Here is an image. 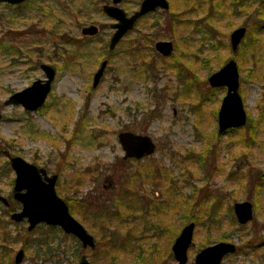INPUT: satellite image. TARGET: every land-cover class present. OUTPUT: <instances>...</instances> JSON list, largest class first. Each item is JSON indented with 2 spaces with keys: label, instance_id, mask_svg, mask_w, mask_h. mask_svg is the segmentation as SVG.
Here are the masks:
<instances>
[{
  "label": "rangeland",
  "instance_id": "rangeland-1",
  "mask_svg": "<svg viewBox=\"0 0 264 264\" xmlns=\"http://www.w3.org/2000/svg\"><path fill=\"white\" fill-rule=\"evenodd\" d=\"M97 1L100 6L110 2L62 0L63 12L52 0H26L13 12L0 1V193L9 207L20 209L12 199L15 174L4 154L8 150L45 168L49 175L56 174V193L69 200L74 217L104 243L105 251L114 246L120 252L111 248L112 253H120L127 262L142 248L151 249L159 264H176L171 245L191 222L187 211L196 214L200 209L203 214L205 207L204 214L214 209L213 233L206 231L209 222L195 224L186 264H194L201 248L218 241L246 245V254L235 251L221 264H264V246L247 248L258 243V236L264 238V185L256 189L259 192L253 189L264 172V131L249 149L237 131L218 134L217 111L225 87L211 88L208 83L209 75L230 58L239 60V92L246 114L261 117L264 0H242L240 7L232 0H212L210 13L201 0H168L167 10L141 17L113 50L108 49L113 19L96 9ZM140 2L122 0L120 7L130 15ZM82 8L85 11L77 12V21L76 11ZM81 14L88 15L87 21ZM208 21L210 32L203 25ZM90 23L99 26L96 39L80 32ZM239 26L246 28L242 39L246 45L238 47L236 60L229 35ZM158 40L173 42L170 56L162 58L156 52ZM11 43L17 52L3 48ZM217 54H223L219 64ZM104 59V74L92 87ZM42 63L56 71L44 104L33 112L6 105L10 94L44 78ZM122 131L149 135L155 152L124 160L117 140ZM216 199L218 208L212 204ZM253 199L259 214L240 230L231 218L235 219L231 206L244 200L253 204ZM201 200L202 209L197 206ZM104 208L110 213L107 220L97 217ZM7 210L0 204V244L4 241L11 248H0V260L12 262L22 240L29 238L21 264H73L82 253L91 263L106 262L99 251L82 249L77 239L56 226L42 223L28 232L27 223L11 221ZM217 230L226 233L224 239L213 235ZM128 231L131 238L117 247ZM102 232L111 235L109 242Z\"/></svg>",
  "mask_w": 264,
  "mask_h": 264
},
{
  "label": "water",
  "instance_id": "water-1",
  "mask_svg": "<svg viewBox=\"0 0 264 264\" xmlns=\"http://www.w3.org/2000/svg\"><path fill=\"white\" fill-rule=\"evenodd\" d=\"M9 4H18L24 0H1ZM121 0H111L110 4L102 6L103 12L111 19L113 30L108 49L113 50L120 40L131 31L137 20L157 9L167 10L168 0H141L138 8L128 15L119 6ZM82 35L94 36L98 33L95 25L83 26ZM246 28L239 26L232 30L229 42L232 52H236L244 38ZM154 49L163 57L172 54L174 46L171 40H158ZM107 60L104 59L93 75L92 87H97L105 68ZM44 73V78L34 80L29 86L9 95L4 101L6 105L21 106L28 112L40 108L51 90V84L55 77V69L49 64L39 65ZM211 88L225 87L219 108L217 111V132L224 134L232 128H239L246 124L247 114L243 99L239 92V70L236 61L230 58L218 70L208 77ZM2 113L0 112V120ZM117 140L123 150L122 158L142 159L155 152L156 144L149 135L122 131L117 135ZM9 165L15 177L12 186V198L20 204V209L10 214V219L16 223L26 221L27 230L31 231L38 224L56 226L63 233L75 237L82 249L93 250L96 246L94 236L80 223L69 211L66 202L57 195L55 183L56 174H48L46 169L27 162L20 156L12 155L8 150L4 151ZM0 203L8 206V200L0 193ZM235 219L238 224L245 225L253 218V204L250 201H238L232 206ZM194 222H189L182 227L180 233L171 245L172 257L176 264H186L188 249L194 245ZM236 251V244L230 241H218L201 248L194 256V264H221L224 258ZM24 251L20 248L15 256L14 263L19 264L23 260ZM73 264H91L87 255L82 253Z\"/></svg>",
  "mask_w": 264,
  "mask_h": 264
},
{
  "label": "trees",
  "instance_id": "trees-1",
  "mask_svg": "<svg viewBox=\"0 0 264 264\" xmlns=\"http://www.w3.org/2000/svg\"><path fill=\"white\" fill-rule=\"evenodd\" d=\"M236 2L237 3V5H238V7H240L241 6V3H242V0H232V2ZM251 1V0H250ZM98 3H99V1H97ZM201 3H203V4H205V5H207V10L209 11V13H210V11L213 9V6L211 5L212 4V0H201ZM219 4V3H218ZM96 5V4H95ZM96 9H98V10H100V7H99V5L97 4L96 5ZM63 12H64V10H66V7L65 8H63V9H61ZM79 11H81V12H83V11H85V9H78L77 11H76V20L78 21V17H77V12H79ZM80 12V13H81ZM66 13V12H65ZM81 17H83L85 20L83 21V22H85V21H87V18H88V15H85V17H84V15L83 14H81ZM207 18V16H205V19ZM141 19V18H140ZM139 19V20H140ZM138 20V21H139ZM137 21V22H138ZM204 21V20H203ZM203 25H205L204 27H205V30H206V32H210V30H211V24H210V21H208V22H206V23H203ZM260 27V26H259ZM98 36V35H97ZM97 36H95V37H88V38H90V39H96V38H98ZM177 36L176 35H173V39L175 40V43H176V38ZM244 39V38H243ZM246 39V38H245ZM244 45H246V41L245 42H243V40L241 41V43H240V45H239V50L240 49H242L243 47H244ZM223 46H224V49L225 48H227V43L225 42L224 44H223ZM6 49V48H5ZM239 50L237 51V52H235V53H233L232 54V56L233 57H235V59L237 60V59H239ZM136 51H137V48H134L133 49V52H135L136 53ZM138 53V55H139V52H137ZM136 53V54H137ZM223 55V54H222ZM222 55H218L217 54V56H216V63L217 64H219V62L220 61H222ZM160 58H161V56H160ZM162 58H164V57H162ZM172 58H174V57H172ZM237 63H238V69H240L242 66H240L239 65V60L237 61ZM242 69V68H241ZM212 90H214V89H212ZM230 130H232V131H237V133H239V135H240V137H241V141L245 144V146L249 149V147H251V146H254V144H256L258 141H256L258 138V133H259V131L261 130V131H264V110H262V115H261V117L259 116V118H253V117H251L250 115H248L247 114V122H246V124L244 125V126H242V127H240V128H234V129H230ZM152 169L153 170H158V172H159V167L158 166H154V167H152ZM241 175H243V174H241ZM258 179H256L255 181H256V183L255 184H253V189H255V191L256 192H259L258 190H256V189H261V187L264 185V172L262 173V174H260V175H258ZM243 178V177H242ZM241 178V179H242ZM256 178V177H255ZM252 179V178H251ZM125 191V190H124ZM64 200H65V202L66 203H68L69 202V200L66 198H64ZM13 201V200H12ZM202 201L203 200H201V201H199L198 202V204H197V206L199 207V208H201L202 209V207H203V204H202ZM253 210H254V212H253V218H254V216L255 215H258L259 214V212H258V204H257V201H256V199H253ZM13 203L14 204H17V202H15V201H13ZM69 204V203H68ZM147 205H148V203H146ZM213 205H216V207L218 208V205H219V201L216 199L213 203H212ZM149 206V205H148ZM69 207V211H70V213L73 215L74 213H75V211L72 209V208H70V206H68ZM230 207V206H229ZM231 208H232V206H231ZM16 208H14V206H10V208L8 209V212H12V211H14ZM204 209H205V207L203 208V214L201 213V211H200V209H198V213H196V214H193L194 212H193V210L191 209V211H187V221L189 220V221H192V222H194L195 224H197V225H200L201 223H207V222H209L208 224H210V227L209 228H207V232L210 234V233H213L212 232V225H214L213 223H211V218H214V209H210L206 214H204ZM112 211V210H111ZM264 211V210H263ZM7 212V211H6ZM103 214H100L99 212H98V215H97V217L99 216V217H103V218H105L106 220L107 219H109L110 218V215H107V214H110L109 213V211H108V209L107 208H104L103 209ZM262 215H263V222H264V212H262L261 213ZM112 215H114V214H112ZM74 216V215H73ZM98 217V218H99ZM112 217V216H111ZM231 218H232V220H233V222H234V225L238 228V229H240V230H244V229H246V225L248 224H245V225H239V224H237L236 223V220L234 219V217L233 216H231ZM253 218H252V220H253ZM216 219V218H215ZM102 220V219H101ZM215 222H217V220H214ZM102 222H103V220H102ZM102 222H101V224H102ZM217 224V223H216ZM215 224V225H216ZM106 227V226H105ZM176 231L177 230H174L173 232H172V234L173 235H175L176 234ZM99 232V231H98ZM102 234H103V237L104 238H108V241L107 242H109V239H110V237H111V235H109V233H104V232H102ZM215 234H217V235H215ZM25 235L26 236H28L29 235V233L28 232H25ZM217 239L219 238L220 239V237H222L223 239H224V237H225V235H226V233L225 234H223L222 233V230H217L214 234H213ZM131 238V235H130V233H129V231L125 234V235H123V238H122V241H121V243L120 244H118V246L117 247H120L122 244H126V242L129 240ZM255 239H258V243H255V245H253V246H251L250 245V243H249V245L247 246V248L249 247V249H251L252 251H254L255 249H258L260 246H264V238L262 237H257V238H255ZM255 239H253L252 241H256ZM15 240V239H14ZM95 241H96V247H95V251L97 252V251H99V253H100V257L99 258H102V260H104V261H106V262H104L103 264H159V263H157V261H156V259H155V257H154V255L152 254V252H151V249L150 250H146V251H143L142 250V248H140V249H138L136 252H135V254L131 257V259L127 262V260L126 259H123L122 257H120L119 256V254H116L115 255V253H112V249H113V251H119L116 247L114 248V246H110V249L109 250H107V251H105V245H104V243L103 242H101V241H98V240H96L95 239ZM4 242V241H3ZM3 242L0 244V248L2 249V251H5L6 249H8V251H10L9 250V248H11L10 247V245H7V244H3ZM106 242V243H107ZM257 242V241H256ZM22 248L23 249H25V250H28V248H29V246H30V244H29V238H26V239H23L22 240ZM206 246V245H205ZM104 248V250H103V248ZM122 247V246H121ZM125 247V246H124ZM245 247H246V245L245 244H239L238 246H237V248H236V252H241V251H244L243 253H245L246 254V251H245ZM112 248V249H111ZM4 249V250H3ZM142 250V251H141ZM120 252V251H119ZM128 252H130V251H127V253ZM5 254V253H4ZM168 255H170L169 254V252H168ZM262 256L264 257V253L262 254ZM0 264H12V262H11V258H8V260L7 261H5V260H0ZM91 264H94V261L91 263Z\"/></svg>",
  "mask_w": 264,
  "mask_h": 264
},
{
  "label": "flooded vegetation",
  "instance_id": "flooded-vegetation-1",
  "mask_svg": "<svg viewBox=\"0 0 264 264\" xmlns=\"http://www.w3.org/2000/svg\"><path fill=\"white\" fill-rule=\"evenodd\" d=\"M1 1V0H0ZM26 0H24L23 2H25ZM62 1V0H61ZM61 1H59V0H52V3H56V4H60V6H61V9H63V8H65L64 7V5H63V3L61 2ZM65 1V0H64ZM122 1V0H121ZM4 2V1H3ZM23 2H21V3H23ZM41 2H47V0H41ZM5 3V5L8 7V8H10V9H12L13 10V12H16V8H19L21 5H19V4H21V3H18V4H9V3H7V2H4ZM100 3V2H99ZM99 3L98 2H96V5L98 4L99 5ZM111 3V0H110V2L109 3H103L101 6L99 5V7H100V11H102L103 12V10H102V6L104 5V4H110ZM121 3V2H120ZM12 5H16V6H12ZM119 6H120V4H119ZM15 9V10H14ZM43 9V7H40V11ZM104 13V12H103ZM105 14V13H104ZM106 15V14H105ZM7 16H10L11 18V20H13L14 19V17L12 16V15H7ZM107 16V15H106ZM108 17V16H107ZM0 21H1V19H0ZM89 25H95V26H97V28H98V33L100 32V29H99V26L98 25H96V24H94V23H90ZM110 28H111V24H110ZM111 30H112V28H111ZM112 32H113V30H112ZM98 33L96 34V35H94V36H89V35H84V36H88V37H95V36H97L98 35ZM112 34V33H111ZM110 39V38H109ZM122 40V39H121ZM120 40V41H121ZM12 45H7V46H4L3 48H6V51L7 52H13V53H15V52H17V48L14 46L15 44L14 43H11ZM14 44V45H13ZM174 46V45H173ZM174 50V49H173ZM13 199V198H12ZM8 200V199H7ZM14 200V199H13ZM15 201V200H14ZM15 202H17V201H15ZM1 204V203H0ZM17 204H19L18 202H17ZM3 205V204H2ZM20 205V204H19ZM5 207H7L8 209L10 208L9 207V201H8V206H5ZM8 211V210H7ZM14 211H16V210H14ZM14 211H12V212H14ZM12 212H10L9 213V218H10V214L12 213ZM11 220V219H10ZM12 221V220H11ZM14 222V221H13ZM22 222H24V221H22ZM22 222H18V223H22ZM26 222V221H25ZM16 223V222H15ZM27 223V222H26ZM33 230V229H32ZM28 231V230H27ZM28 232H30V231H28ZM72 236V235H71ZM75 238V237H74ZM76 239V238H75ZM94 240H95V238H94ZM79 242V241H78ZM95 244H96V241H95ZM96 247V246H95ZM236 248H237V246H236ZM23 249V248H22ZM95 249V248H94ZM172 253V252H171ZM25 255V254H24ZM228 256V255H227ZM23 258H24V256H23ZM23 261V260H22ZM22 261H21V263H22ZM13 264H15L14 263V259H13ZM21 263H19V264H21Z\"/></svg>",
  "mask_w": 264,
  "mask_h": 264
}]
</instances>
